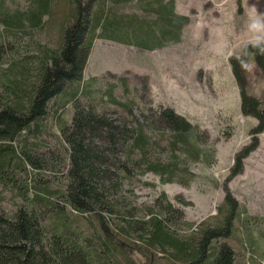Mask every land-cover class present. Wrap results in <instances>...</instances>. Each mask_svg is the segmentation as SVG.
Wrapping results in <instances>:
<instances>
[{"label": "trees", "instance_id": "obj_1", "mask_svg": "<svg viewBox=\"0 0 264 264\" xmlns=\"http://www.w3.org/2000/svg\"><path fill=\"white\" fill-rule=\"evenodd\" d=\"M24 1L11 6L0 0V186L5 190L14 181L15 169L25 171L20 161L38 169L25 148L33 145L28 138L44 133L48 120L59 131L69 164L61 187L33 183L11 215L0 206V264H152L157 253L168 264H232V247L221 239L233 234L235 220L249 230L264 224V217L239 207L226 184L216 221L201 220L192 233L182 232L192 223L166 193L142 209L120 193L132 180L152 186L142 180L147 173L160 183L187 184L194 177L188 161L210 165L214 159L200 145L202 129L169 107L151 113L142 107L138 115L134 100L114 94L117 86L127 93L130 78L147 84V76L119 74L105 87L83 77L95 39L162 49L179 41L189 17L175 11L173 0ZM131 1L137 12H119ZM42 30L55 33L53 44L42 41ZM252 60L264 73V55L248 43L240 58L229 59L241 112L258 120L253 130L259 133L264 112L246 92L243 75ZM117 112L128 121L114 118ZM156 133L167 140L166 158H157ZM255 147L253 140L234 154L225 181L243 170ZM87 215L94 221L91 230L77 221Z\"/></svg>", "mask_w": 264, "mask_h": 264}, {"label": "rangeland", "instance_id": "obj_2", "mask_svg": "<svg viewBox=\"0 0 264 264\" xmlns=\"http://www.w3.org/2000/svg\"><path fill=\"white\" fill-rule=\"evenodd\" d=\"M11 6L26 5L24 0H7ZM175 11L188 16L179 41L169 42L162 49L139 50L133 45L95 39L85 66L84 78L95 77L97 84L105 87L116 82V76L125 74L147 76L146 83L128 81V92L117 86L114 94L121 101L134 100L135 113L142 107L151 113L159 106L169 107L184 116L203 131L200 145L213 156L210 165L202 160L188 161L194 177L187 183H160L158 176L147 173L142 180L153 185L146 186L132 180L123 186L121 194L142 209L151 199L166 193L168 199L184 213V219L192 223L186 233L194 232L201 220L213 224L216 207L224 199L226 184L249 214L264 217V130L256 133L258 120L245 115L240 109V93L229 61L240 58L242 48L258 33L250 25L264 20V0H173ZM119 12H137L135 1L120 7ZM264 35V32L259 33ZM42 41L53 44L55 33L41 31ZM245 89L261 102L264 112V73L252 61L245 63L243 71ZM137 90H136V89ZM70 109V108H69ZM68 109V110H69ZM110 109L112 107L110 106ZM65 112L64 118H70ZM112 116L127 122L124 113ZM44 133L28 138L27 153L30 161L37 162L38 169L29 161L20 165L25 171L15 169L14 181L5 190L0 186V206L11 215L22 201V195L32 193V185L56 189L62 186L61 172L68 168L69 160L59 139V131L52 120L46 123ZM157 158H166L169 150L164 135L156 133ZM256 141V147L243 160V170L225 181L234 162V154L243 146ZM35 145V146H34ZM19 147V146H18ZM56 154V155H55ZM57 156V158H56ZM27 186V191H26ZM87 217V218H86ZM77 221L91 230L92 218L78 216ZM240 227L234 221V231L229 238L221 239L232 247V264H264V224ZM166 257L153 255L152 264H168Z\"/></svg>", "mask_w": 264, "mask_h": 264}, {"label": "clouds", "instance_id": "obj_3", "mask_svg": "<svg viewBox=\"0 0 264 264\" xmlns=\"http://www.w3.org/2000/svg\"><path fill=\"white\" fill-rule=\"evenodd\" d=\"M250 27L258 33L255 40H251L248 42V46L250 48L256 49L259 54L264 55V35H260L259 33L264 32V20L261 21H253Z\"/></svg>", "mask_w": 264, "mask_h": 264}]
</instances>
